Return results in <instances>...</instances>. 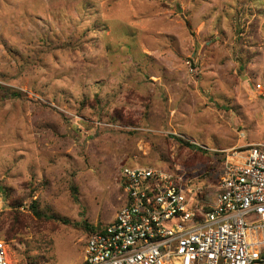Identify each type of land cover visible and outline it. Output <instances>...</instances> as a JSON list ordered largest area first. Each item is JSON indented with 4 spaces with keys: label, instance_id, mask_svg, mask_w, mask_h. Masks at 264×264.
<instances>
[{
    "label": "rangeland",
    "instance_id": "374dc122",
    "mask_svg": "<svg viewBox=\"0 0 264 264\" xmlns=\"http://www.w3.org/2000/svg\"><path fill=\"white\" fill-rule=\"evenodd\" d=\"M258 142L264 0H0L7 264H82L126 203L125 165L211 201L222 160L206 149Z\"/></svg>",
    "mask_w": 264,
    "mask_h": 264
},
{
    "label": "built area",
    "instance_id": "2783aa9c",
    "mask_svg": "<svg viewBox=\"0 0 264 264\" xmlns=\"http://www.w3.org/2000/svg\"><path fill=\"white\" fill-rule=\"evenodd\" d=\"M206 150L222 160L211 201L173 172L123 166L126 203L82 264H264V142ZM6 252L0 239V264Z\"/></svg>",
    "mask_w": 264,
    "mask_h": 264
},
{
    "label": "trees",
    "instance_id": "16d2710c",
    "mask_svg": "<svg viewBox=\"0 0 264 264\" xmlns=\"http://www.w3.org/2000/svg\"><path fill=\"white\" fill-rule=\"evenodd\" d=\"M214 154H217V153H215V152H213ZM203 195V194H202ZM103 229V228H102ZM102 229H97V230H95V229H92L91 231H90V233H94V232H97V231H102Z\"/></svg>",
    "mask_w": 264,
    "mask_h": 264
}]
</instances>
